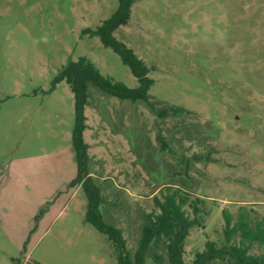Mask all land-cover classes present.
I'll return each instance as SVG.
<instances>
[{"label":"rangeland","instance_id":"1","mask_svg":"<svg viewBox=\"0 0 264 264\" xmlns=\"http://www.w3.org/2000/svg\"><path fill=\"white\" fill-rule=\"evenodd\" d=\"M117 6L0 0V264H116L106 236L84 221L87 199L72 185L73 95L52 81L85 57L103 77L138 86L116 53L84 34ZM113 36L150 69L156 108L190 114L159 119L144 103L87 87L86 169L100 214L133 254L154 198L183 187L209 212L184 241L188 264L207 240L224 244L223 210L232 221L239 212L264 219V0H133Z\"/></svg>","mask_w":264,"mask_h":264},{"label":"trees","instance_id":"2","mask_svg":"<svg viewBox=\"0 0 264 264\" xmlns=\"http://www.w3.org/2000/svg\"><path fill=\"white\" fill-rule=\"evenodd\" d=\"M132 4L133 0H118L115 12L96 30H86L84 34L97 36L105 48L111 49L120 57L123 65L137 79L136 88H128L123 83L103 77L85 57L68 61L52 81V88L64 81L74 100L71 146L77 174L72 185L80 186L83 190L87 199L84 221L106 236L116 264H187L183 257L184 241L191 229L204 227L203 220L209 213L203 199L192 198V194L181 186H165L161 199L154 198L157 212L144 215L136 250L130 254L122 231L103 221L100 214L103 198L86 169L88 145L84 141L83 133L87 129L84 110L89 85L106 96L132 103H144L159 119L190 114L188 110L176 106L156 108L148 95L154 83L147 77L150 69L132 50L113 36L118 28L125 26L130 20ZM222 217L224 244L218 246L214 241L207 240L203 250L195 253L188 264H211L214 261L225 264H264V255L249 253L252 244L264 246V219L253 222L247 214L239 212L236 220L232 221V217L225 210L222 211Z\"/></svg>","mask_w":264,"mask_h":264}]
</instances>
